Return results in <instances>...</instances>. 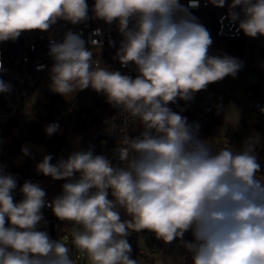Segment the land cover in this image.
Segmentation results:
<instances>
[{"label": "clouds", "instance_id": "9594fccd", "mask_svg": "<svg viewBox=\"0 0 264 264\" xmlns=\"http://www.w3.org/2000/svg\"><path fill=\"white\" fill-rule=\"evenodd\" d=\"M206 2L219 8L226 0ZM190 6H198L196 0ZM228 9L222 19L239 21L248 37L264 36V0H231ZM88 12L86 0H0V42L48 31L58 20L87 21ZM92 12L94 19L117 22L123 39L115 58L124 67L134 64L138 75L102 67L80 35L69 30L62 42H50L49 89L65 98L88 88L105 96L124 117L122 126L116 118L105 121L109 134L122 132L114 153L120 163L113 165L91 148L55 164L45 155L37 172L68 181L47 205L45 191L31 181L20 189L23 199L14 202L17 180L0 166V264H75L65 242L38 230L45 206L58 220L73 224L72 244L89 264H139L130 258L126 237L142 230L165 244L179 239L192 264H264L258 142L249 137L238 151L229 145L214 149L200 137L199 123L189 124L168 107L235 77L243 63L228 55L209 56L210 33L179 0H94ZM6 71L0 61V73ZM11 91V83L0 77V94ZM129 121L142 126L139 135L128 134ZM58 129L51 123L45 133L52 136ZM21 152L30 155L26 145ZM119 209L130 219L122 220ZM189 230L194 239L185 241Z\"/></svg>", "mask_w": 264, "mask_h": 264}, {"label": "built area", "instance_id": "2783aa9c", "mask_svg": "<svg viewBox=\"0 0 264 264\" xmlns=\"http://www.w3.org/2000/svg\"><path fill=\"white\" fill-rule=\"evenodd\" d=\"M89 6V19L87 21L71 24L64 20H58L56 24L52 25L48 31L41 32L39 30L23 32L19 38L15 41L9 40L0 42V61L3 63V67L7 69L6 72L0 73L6 82H10L12 85V91L10 94H0V121L4 122V127H8L10 123L19 115L27 102H29L34 94L36 88H42L46 95L59 96L57 93H53L49 89V76L50 68L53 64L52 58L49 56V45L51 41L62 42L64 35L67 31L71 30L73 33L80 35L85 41L86 48L93 51V59H99L101 66L107 67L112 71H119L121 74L129 75L135 78L138 75L136 66L130 63L127 67L121 65L118 59L115 58L116 52L120 47V43L123 39L122 35L118 31V24L114 21L112 24H107L103 20L92 18L94 13L92 7L94 0H86ZM192 0H179V3L183 5L188 12L195 17L198 22L204 25L202 12L213 5L207 3L206 0H196L198 6L191 7ZM231 0H226L224 7H215L216 16L213 20L211 39L212 44L209 48H216L220 51H226L227 41H243L248 43L252 38L246 36L243 31L239 30V21L232 23L227 17L228 4ZM237 12H241L238 7L235 9ZM240 19H243L241 13ZM131 26V25H130ZM99 30V34H94ZM98 42L99 46L95 48L92 45V41ZM111 42V43H110ZM41 66H43L41 68ZM39 69V70H38ZM91 95L81 106H76L74 112L81 118L86 117L87 113L97 108L99 101L104 99L103 94H98L95 90L88 88ZM224 100L228 98L224 97ZM193 108L202 113L204 116L203 124L210 126L213 122V115L215 108L209 101L203 100L194 104ZM252 109L260 115H264L261 109H264V74L259 82V94L252 99ZM116 118L114 123L122 126L124 117L118 116V110H116L110 117ZM99 121V119H96ZM97 122L91 123L92 132L88 137L83 139L82 145L85 151L92 149L94 154H103L110 159L113 165H118L120 162L114 155L118 145L119 135H122L121 130L118 128L117 133L109 134V125L105 123ZM189 124L193 123L187 120ZM7 123L9 125L7 126ZM128 134L130 136L139 135L142 131V126L139 122L132 123L129 121ZM102 141L104 143H102ZM229 143H224L222 147L227 146ZM26 162L16 163L14 158L9 156L3 146L0 143V166H3L5 173L13 174L17 180V187L13 190L12 196L14 202H19L23 199V194L20 189L25 181H31L38 184L46 193L45 200L46 205L50 203L54 198L44 189L42 183L34 181L33 178L26 172ZM78 176V174H77ZM43 220L38 225V230L47 231L48 235L51 232V225L54 224V232L56 240H60V237L68 232H71L73 224L67 221H60L53 214L51 208L45 206L42 208ZM127 241L132 247L131 257L136 259L139 250L148 249V256H161L162 243L158 239L155 233L148 230H142L141 232L132 231L130 235L126 237ZM77 259L80 256L77 255Z\"/></svg>", "mask_w": 264, "mask_h": 264}, {"label": "crops", "instance_id": "0c3cea01", "mask_svg": "<svg viewBox=\"0 0 264 264\" xmlns=\"http://www.w3.org/2000/svg\"><path fill=\"white\" fill-rule=\"evenodd\" d=\"M244 44V51L238 55H232L216 48L208 50L209 56L234 57L243 63V67L235 77L227 76L221 81L209 84L203 90L207 96L204 99L211 102L215 108L213 122L208 126L211 137L207 140L213 144L214 149L222 147L224 143H229L237 151L242 148L247 138L251 137L257 141L255 153L262 165V170L257 175L258 178L264 179V115L257 114L252 109V99L259 94V82L264 74V36L258 35ZM224 97L228 100H224ZM194 102L196 100L188 101L191 116L200 125H204V116L193 108ZM183 239L192 241L194 239L192 232L190 230L186 232ZM161 243L165 250L161 259L158 257V260H153L154 264H161V260L165 264L186 263V256L190 253L181 246L179 239L169 244L161 240ZM149 257L151 256H148L147 251L143 249L139 250L136 259L139 264H147V260L152 259ZM181 257H184L183 262H181Z\"/></svg>", "mask_w": 264, "mask_h": 264}, {"label": "trees", "instance_id": "16d2710c", "mask_svg": "<svg viewBox=\"0 0 264 264\" xmlns=\"http://www.w3.org/2000/svg\"><path fill=\"white\" fill-rule=\"evenodd\" d=\"M201 16L204 22L203 26L207 30H212L214 22L213 18L216 16L215 8L212 6L204 10ZM200 21L201 18L197 20V22ZM208 32L211 36L212 32ZM242 42L243 41H227L226 51L232 55L241 54L245 49V42ZM168 107L172 111L186 117L187 120L193 123H198L193 120V116H191L188 101L177 98V101L175 103H169ZM116 110L117 109L108 104L106 98H104L99 101L95 110L87 113L86 117L81 118L78 116V118L72 122L63 124L62 115L50 106L45 121L48 125L51 123H57L59 125V129L55 134L48 136L43 133L39 124L33 121L32 117L19 115L8 127L5 128L0 137V143L5 152L13 158L16 154L20 153L21 148L26 141L42 144L44 146V153L40 157L28 158L26 160V172L34 179V181L42 183L47 193L55 198L62 193V185L68 181L53 180L51 177L37 172L36 165L42 161L45 155H51L53 157L51 163L55 164L61 159H67L73 151H85L82 141L92 132V120H108ZM199 134L202 139L210 138V128L205 124L200 125ZM109 199H112L110 192ZM119 211L122 220L130 219L123 209H119ZM185 264H192L191 254L186 256Z\"/></svg>", "mask_w": 264, "mask_h": 264}, {"label": "rangeland", "instance_id": "374dc122", "mask_svg": "<svg viewBox=\"0 0 264 264\" xmlns=\"http://www.w3.org/2000/svg\"><path fill=\"white\" fill-rule=\"evenodd\" d=\"M91 95L89 89H85L83 91H77L71 98H65L61 95L59 96H51L46 95L42 88L38 87L35 89L34 94L29 102H27L21 112V115L24 117H32L33 121L39 124L43 133H45V128L48 125L45 121V117L47 116L48 109L52 106L56 111H58L62 115L63 124L68 122H72L73 120L78 118V115L74 112L76 106H81L87 100V98ZM194 99L196 102H202L207 98L205 92L203 90L194 94ZM4 122L0 121V137L2 136L5 127L3 126ZM46 134V133H45ZM28 146L30 149V155L25 156L20 151L19 154L14 156V160L16 163L26 162L28 158L40 157L44 153V146L40 143H35L32 141H26L23 146ZM60 240L65 242L69 248V256L73 259L75 264H89L87 257L85 254H82L77 250L72 244L71 232L66 233L65 235L60 237ZM165 248L162 246V252H164ZM145 251H148L146 249ZM77 255L80 256V259H77ZM148 259L147 264H154L153 262L158 260L157 256H151ZM161 259V256H159ZM154 260V261H153ZM169 263V262H168ZM158 264V263H157ZM161 264H165L161 260Z\"/></svg>", "mask_w": 264, "mask_h": 264}, {"label": "water", "instance_id": "95a60500", "mask_svg": "<svg viewBox=\"0 0 264 264\" xmlns=\"http://www.w3.org/2000/svg\"><path fill=\"white\" fill-rule=\"evenodd\" d=\"M97 122H101V123H104V120H96V119H94V120H92V124H95V123H97ZM9 125V123H7V126ZM49 238L50 239H52V240H56L57 238H56V236H55V232H54V224H52L51 225V232H50V234H49Z\"/></svg>", "mask_w": 264, "mask_h": 264}]
</instances>
